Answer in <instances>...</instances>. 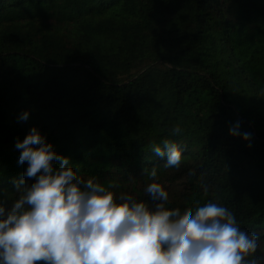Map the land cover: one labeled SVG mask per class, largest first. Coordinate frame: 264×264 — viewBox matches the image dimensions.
<instances>
[{
  "label": "trees",
  "instance_id": "obj_1",
  "mask_svg": "<svg viewBox=\"0 0 264 264\" xmlns=\"http://www.w3.org/2000/svg\"><path fill=\"white\" fill-rule=\"evenodd\" d=\"M237 121L249 141L229 135ZM32 127L117 197L152 205L143 170L153 166L162 186L207 185L241 230L258 233L264 257V0H0L9 208L27 168L15 144ZM164 139L181 145L179 168L151 151ZM188 203L167 207L195 210Z\"/></svg>",
  "mask_w": 264,
  "mask_h": 264
},
{
  "label": "clouds",
  "instance_id": "obj_2",
  "mask_svg": "<svg viewBox=\"0 0 264 264\" xmlns=\"http://www.w3.org/2000/svg\"><path fill=\"white\" fill-rule=\"evenodd\" d=\"M28 118L25 111L19 120ZM172 132L179 134L180 126ZM229 135L251 139L239 121ZM15 147L27 168L16 181L11 207L0 200V264H264L255 255L258 233L241 230L226 207L208 202L183 213L168 208L156 166L143 170L152 181L145 188L150 205L123 193L117 197L113 184L80 177L37 127ZM151 151L166 158L165 168L181 166L177 142L164 139ZM202 188L207 195L208 186Z\"/></svg>",
  "mask_w": 264,
  "mask_h": 264
},
{
  "label": "rangeland",
  "instance_id": "obj_3",
  "mask_svg": "<svg viewBox=\"0 0 264 264\" xmlns=\"http://www.w3.org/2000/svg\"><path fill=\"white\" fill-rule=\"evenodd\" d=\"M163 187L169 193V201L167 206L171 203L180 201L196 204L215 202L214 195L210 190L208 191L207 195H205L203 188L190 190L188 185L185 186L183 184H172L169 181H165Z\"/></svg>",
  "mask_w": 264,
  "mask_h": 264
}]
</instances>
